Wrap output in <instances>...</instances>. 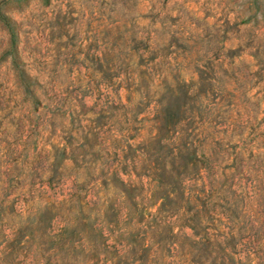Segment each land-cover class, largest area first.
<instances>
[{
    "label": "rangeland",
    "instance_id": "rangeland-1",
    "mask_svg": "<svg viewBox=\"0 0 264 264\" xmlns=\"http://www.w3.org/2000/svg\"><path fill=\"white\" fill-rule=\"evenodd\" d=\"M0 264H264V0H0Z\"/></svg>",
    "mask_w": 264,
    "mask_h": 264
}]
</instances>
